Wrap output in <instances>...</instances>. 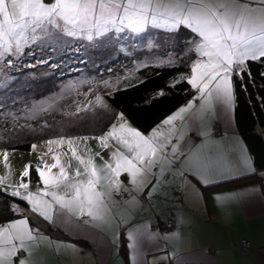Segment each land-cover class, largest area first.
I'll list each match as a JSON object with an SVG mask.
<instances>
[{"label":"snow or ice","instance_id":"obj_1","mask_svg":"<svg viewBox=\"0 0 264 264\" xmlns=\"http://www.w3.org/2000/svg\"><path fill=\"white\" fill-rule=\"evenodd\" d=\"M182 29L190 34L185 47L195 56L186 65L189 72L178 75L169 87L181 82L190 86L193 96L185 106L147 134L133 127L121 112L100 135H60L44 140L41 143L47 147L37 156L40 163L35 167V190H30L31 166L26 164L19 183L9 181L10 173L0 176V191L25 201L30 213L49 224L78 228L76 221H80L96 228L110 223L109 201L114 195L128 193L131 201L126 204L139 203L141 193L147 190L150 198L158 184L167 182L166 173L188 183L192 177L204 187L241 178V166L228 163L226 156H218L209 146L214 129L207 121L218 114L217 110L231 113L235 79L249 71L247 62L264 63V0H0V59L18 57L26 47L54 34L92 42L112 34L139 36L153 31L174 38ZM6 62L14 66L11 59ZM166 63L175 64L176 57L170 54ZM103 84L119 90V80ZM163 94L164 90L157 93ZM85 97L74 103V110L62 114L74 118L96 108L109 109L101 95L89 100L85 93ZM62 98L53 99L38 111L50 112ZM24 118L35 119L36 114ZM197 123L200 128L195 142L185 147L188 130ZM27 127L36 131L31 125ZM48 127L45 123L40 130ZM89 140H95L101 151L93 154L87 147ZM80 141L85 146L83 154ZM65 145L67 152L59 151ZM36 149L33 143L31 151ZM49 154L51 163L45 160ZM2 155L4 168L9 169L8 150ZM96 157L102 163H97ZM242 168L244 175L254 174L246 158ZM213 172L222 179L210 181ZM122 175L127 177L126 184ZM24 178L29 182H23ZM261 179L264 181V174ZM235 195H216L213 199L222 202ZM11 208L16 213L25 212L16 204ZM125 238L130 264H143L142 244L155 239L154 234L139 228L129 230ZM47 239L38 227H32L27 215L0 221V264H16V259L19 264H31L33 250Z\"/></svg>","mask_w":264,"mask_h":264},{"label":"trees","instance_id":"obj_2","mask_svg":"<svg viewBox=\"0 0 264 264\" xmlns=\"http://www.w3.org/2000/svg\"><path fill=\"white\" fill-rule=\"evenodd\" d=\"M144 36L150 38V49L145 48L147 41L138 46V39L120 44L114 41L118 40L114 34L92 43L54 34L26 47L21 56L13 60L14 66L0 62V76H10V90L6 91L9 93L4 95V102H0V123L4 121L10 132L0 129V149L26 152L33 143L60 135H100L121 112L144 134L158 126L192 98L193 92L186 82L175 87L169 84L178 75L189 72L186 65L195 54L185 47L190 41L186 30L182 29L174 38L160 31ZM52 39L60 42H51ZM170 54L176 57L173 65L166 63ZM247 63L249 71L235 79L234 123L255 170L264 171V75H261L264 63ZM106 80L112 83L119 80V90L105 88ZM160 90H164L163 95H157ZM85 93L89 100L94 99L95 94L101 95L109 109L96 108L74 118L64 116L63 111L74 110L76 101L85 100ZM60 97L63 98L50 112L38 111L42 105L47 107ZM34 112L35 119L24 118ZM45 123L51 127L41 131L40 126ZM36 180L31 172V181ZM12 204L27 208L25 201L0 191V221L20 216L12 210ZM29 219L34 226L38 223L37 217Z\"/></svg>","mask_w":264,"mask_h":264},{"label":"crops","instance_id":"obj_3","mask_svg":"<svg viewBox=\"0 0 264 264\" xmlns=\"http://www.w3.org/2000/svg\"><path fill=\"white\" fill-rule=\"evenodd\" d=\"M125 36L128 40L136 39L130 35ZM149 44L152 45L151 42L145 43L146 49L151 48ZM195 103L198 105L199 101ZM217 111L218 114L210 117L207 124L211 128L219 125L221 131L212 136L209 146L218 156H226L228 163L241 166V178L235 181L228 179L219 184L211 183V186L204 187L192 177L189 178L192 182L188 183L166 173L167 182L158 184L150 198L147 190L141 193L139 203L126 204L125 201H131L128 193H123L124 196L114 195L113 201H109L110 223L96 228L84 226L80 221H76L80 225L77 228L49 224L42 218H37L38 223L35 226L31 224L32 227H38L40 233L48 239L33 250L29 258L31 264H130L125 237L129 230L139 228L146 229L155 236V239L146 240L142 244L143 264H264V181L261 179L264 171L255 170L252 157L237 133L234 105L228 115ZM161 124L162 122L158 126ZM199 128L197 123L188 130L185 147L195 142ZM88 142L93 154L101 151L95 140ZM46 147L41 145L35 152L31 148L26 152L10 151L9 169L4 168L3 152L0 153V176L10 173L9 181L19 183L23 167L30 165L29 159L35 155L36 160L38 154L46 151ZM59 151L65 152L63 149ZM50 156L51 154L45 157L49 163L52 162ZM245 158L250 161L254 172L252 175H244L242 160ZM96 162L102 163L99 157H96ZM72 163L75 164V161ZM30 172L36 175L32 165ZM209 178L210 181L222 179L215 172ZM121 179L127 183L126 175H122ZM36 181H31L30 190H35ZM23 182H29V178H24ZM233 192L236 193L234 197L222 202L213 199L216 195L227 196ZM29 207L27 205L25 212L19 213V217H36L28 211ZM169 220L174 222L172 229L165 227ZM242 239L247 240L250 245L246 253L239 249ZM16 264H19L18 259Z\"/></svg>","mask_w":264,"mask_h":264},{"label":"rangeland","instance_id":"obj_4","mask_svg":"<svg viewBox=\"0 0 264 264\" xmlns=\"http://www.w3.org/2000/svg\"><path fill=\"white\" fill-rule=\"evenodd\" d=\"M154 32H157V31H153L152 33H154ZM150 33V32H149ZM147 34V33H146ZM116 37H118V40H114V41H116V42H118V43H120V44H124V42L125 43H128V44H130L131 43V41L130 40H126V36L124 35V37L123 36H120V35H116V34H114ZM142 35H144V34H141V35H139V36H133L134 38H136V39H138V43H139V45L138 46H141L144 42H148L149 43V39L150 38H148V39H146L145 38V36L144 37H142ZM70 39H73V38H71V37H69ZM120 38V39H119ZM124 39V41H123V39ZM140 38H143V39H140ZM44 39V41H45V38H43ZM100 39V38H99ZM99 39H96V40H99ZM135 39V40H136ZM41 40V39H40ZM39 40V41H40ZM39 41L37 42V43H39ZM95 41V40H94ZM94 41H92V42H94ZM113 41V40H112ZM122 41V42H121ZM51 42H56V43H59L60 42V40H54V39H52L51 40ZM81 42H84V43H92V42H88V41H81ZM110 42V41H109ZM110 45H112V42H110ZM124 49H125V47H124ZM21 55H19L18 57H15V56H13V57H4L3 59H0V62H5V63H7L6 61L7 60H9V59H11L12 61L13 60H17L19 57H20ZM8 64V63H7ZM112 67H114V65H111ZM110 66V67H111ZM0 88L2 89H0L1 90V92H0V102L2 103V102H4V98L6 97V96H4L6 93H9V92H6V91H8V90H10V76L9 75H1L0 76ZM8 95H10V94H8ZM36 125L34 124V127H35ZM0 129H2V131H9L10 132V127L9 126H6L5 125V122L4 121H2L1 123H0ZM213 136H215V135H213ZM79 143V148H80V152H81V154H83L84 153V151H85V146H84V142L83 141H80V142H78ZM87 143H89V142H87ZM36 145H37V148H40V146L41 145H44V144H42L41 142H37V143H35ZM87 147L88 148H91L90 147V145H88L87 144ZM65 152H67V146L65 145L63 148H62ZM1 151H0V153H2L3 152V150H8V152H10V151H12V150H9V149H0ZM34 154H36V153H34ZM70 154V153H69ZM26 155V154H25ZM34 160H35V155H32V158H30L29 159V161H31L30 162V166L32 165L33 167H36L37 166V164H39L40 163V161L39 160H37V157H36V160H35V163H34ZM123 196H124V194H123ZM249 250V249H248ZM247 250V251H248Z\"/></svg>","mask_w":264,"mask_h":264},{"label":"built area","instance_id":"obj_5","mask_svg":"<svg viewBox=\"0 0 264 264\" xmlns=\"http://www.w3.org/2000/svg\"><path fill=\"white\" fill-rule=\"evenodd\" d=\"M212 129H214L213 135L215 136L218 135L221 131L219 125L213 126ZM165 227L166 229H172L174 227V222L172 220L167 221ZM239 249L242 253H246L247 250L250 249L249 242L245 239H242L239 242Z\"/></svg>","mask_w":264,"mask_h":264}]
</instances>
